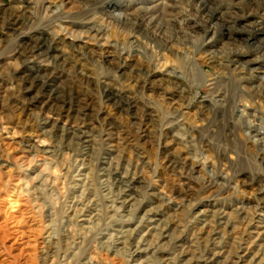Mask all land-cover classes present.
Here are the masks:
<instances>
[{
  "label": "rangeland",
  "instance_id": "1",
  "mask_svg": "<svg viewBox=\"0 0 264 264\" xmlns=\"http://www.w3.org/2000/svg\"><path fill=\"white\" fill-rule=\"evenodd\" d=\"M203 1L0 0V264H264V0Z\"/></svg>",
  "mask_w": 264,
  "mask_h": 264
},
{
  "label": "bare ground",
  "instance_id": "2",
  "mask_svg": "<svg viewBox=\"0 0 264 264\" xmlns=\"http://www.w3.org/2000/svg\"><path fill=\"white\" fill-rule=\"evenodd\" d=\"M209 3L207 2V1H203V4H202V12H203V14L204 15H206L207 13H208V11H210L211 9L209 8ZM112 11L113 12H119L120 11V7L119 6H114L113 8H112ZM212 14H210V15H208L207 16V18H208V21L209 22H211V21H213V20H216V19H218L219 18V16L220 15H222V14H220L221 12H219L217 9L215 10V11H213V12H211ZM114 14V13H113ZM114 15H117V13L116 14H114ZM118 17H119V14H118ZM122 18V17H121ZM117 19V18H116ZM256 26H257V31H264V19L262 20H260L259 22H257V24H256ZM51 44H49V42L45 39L42 43H39L35 48H33V50H34V52H36V53H40V52H42V51H44L45 50V52L46 51H51L52 50V47L50 46ZM33 56V55H32ZM262 56V55H261ZM258 61V60H257ZM261 61H263L264 62V59H261ZM36 83V82H35ZM39 85H40V87H41V91H43V93H46V94H48L49 95V97L50 98H53L54 97V94L56 93V90L55 89H53L52 88V86H51V84L49 83V82H47V81H41L40 83H39ZM51 86V87H50ZM50 89V90H49ZM48 92H50V93H48ZM58 96V95H57ZM48 97V98H49ZM112 97V99L114 98L115 99V96L113 95V96H111ZM47 123V122H46ZM255 133V135H254V137H256V136H263L264 135V133H260V131H258V130H253V132H252V134H254ZM83 134V133H82ZM83 141H84V143L85 144H87V143H89V141L88 140H85V137H82L81 138ZM261 140H264V137L261 139ZM38 146L39 147H42V142H39L38 143ZM44 171V170H43ZM41 175H44V174H41L40 173V175L37 177V178H39V179H41ZM42 180V179H41ZM119 182H120V185H121V199H122V202H121V204H122V207L120 208V209H124L125 210V212H129V210H130V207L132 206V205H130L131 203H132V195H133V192H134V185L136 184V181L135 180H129V179H127V178H122L121 180H119ZM125 197V198H124ZM118 210V209H117ZM131 211V210H130ZM148 217V218H147ZM146 218H147V220L145 221V222H148V225H149V230H156V225H157V222L159 221L158 220V216L156 215V214H154V215H152V214H149L148 216H147ZM217 217H219L218 218V220L219 221H223L226 217H225V214H222V213H218V215H217ZM144 218V217H143ZM143 220V219H142ZM87 222H88V220H86ZM85 220L83 221V222H86ZM225 223V222H224ZM141 224V223H140ZM148 229V228H147ZM153 233V232H152ZM145 234V233H144ZM147 234V233H146ZM160 234V233H159ZM142 235H143V233H142ZM144 236L145 235H143V241H145V239H144ZM162 236V235H161ZM140 238H141V236H140ZM147 242V241H146ZM137 243V242H136ZM148 243H150V241L148 242ZM152 243V242H151ZM144 244V243H143ZM147 244V243H146ZM150 245V244H149ZM135 246V245H134ZM147 246V245H146ZM153 246V245H152ZM138 247V246H137ZM156 247V246H155ZM136 248V247H135ZM159 248V247H158ZM249 251V250H248ZM151 252H153V254L154 253H156L157 254V252H159L158 250H155V249H153V248H151L150 246L149 247H145V248H138L135 252H134V254H132L133 255V257H137L138 259H140V258H144V259H142L141 260V262L139 263V264H148V261H149V254L151 253ZM162 253L164 252V251H161ZM213 254V253H212ZM220 254V253H219ZM219 254H215V255H212L210 258H206L204 261L202 260V261H200V263L201 264H218V262H219ZM211 255V254H210ZM250 255V252H246V254H244V255H241V258L243 259V262H246V258L248 257ZM132 257V258H133ZM256 260H257V258H256ZM184 261V260H183ZM252 262V261H251ZM138 263V262H137ZM254 263V262H253Z\"/></svg>",
  "mask_w": 264,
  "mask_h": 264
}]
</instances>
